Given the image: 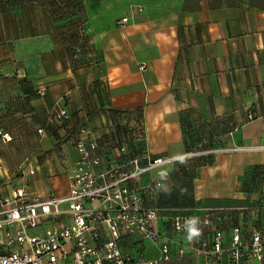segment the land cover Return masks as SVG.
I'll list each match as a JSON object with an SVG mask.
<instances>
[{
  "label": "crops",
  "instance_id": "1",
  "mask_svg": "<svg viewBox=\"0 0 264 264\" xmlns=\"http://www.w3.org/2000/svg\"><path fill=\"white\" fill-rule=\"evenodd\" d=\"M83 1L88 39L76 52L57 31L0 39V129L13 137L11 144L0 142L6 171L14 175L31 164V191L65 194L79 158L77 125H92L99 138L109 111L141 110L144 152L153 159L262 148L189 160L183 170L163 165L144 177L163 183L154 225L170 240L173 258L161 264H204L196 239L174 234L175 214L215 215L226 241L234 226L246 235L263 228L264 0ZM126 16L131 21L121 28ZM141 63L148 64L145 71ZM56 104L71 123L53 121ZM248 114L255 120L247 121ZM62 182L66 189L39 187ZM133 248L138 240L126 251Z\"/></svg>",
  "mask_w": 264,
  "mask_h": 264
},
{
  "label": "built area",
  "instance_id": "2",
  "mask_svg": "<svg viewBox=\"0 0 264 264\" xmlns=\"http://www.w3.org/2000/svg\"><path fill=\"white\" fill-rule=\"evenodd\" d=\"M141 11L142 8H139ZM130 17L119 20L125 28ZM148 64L141 63L145 71ZM45 90L40 94L44 95ZM53 121H69L71 115L56 104ZM117 124L108 114L107 132L92 137L93 126L86 123L75 143L79 155L69 176L65 194L46 196L31 191L27 175L31 164L16 175L6 171L0 160V264H161L170 260V240L162 237L154 223L159 210L153 202L162 181L142 182L144 177L168 164L209 158L218 152H255L258 147L232 146L210 151L192 150L182 158L153 159L136 154L131 145L143 142L144 123L136 113L118 116ZM254 115L248 114L247 121ZM42 132V130H40ZM0 142L11 144V133L0 129ZM174 234L192 236L206 258V264H262L264 229L248 235L234 226L226 241L225 231L214 223V215L176 214L171 218ZM138 240L139 248L126 251ZM158 249L161 257H151Z\"/></svg>",
  "mask_w": 264,
  "mask_h": 264
},
{
  "label": "rangeland",
  "instance_id": "3",
  "mask_svg": "<svg viewBox=\"0 0 264 264\" xmlns=\"http://www.w3.org/2000/svg\"><path fill=\"white\" fill-rule=\"evenodd\" d=\"M83 5V0H0V39H22L57 31L67 38L68 51L76 52L88 39L87 29L83 32V26L87 28ZM5 154L0 151L4 160ZM66 185L62 182L39 187L62 190Z\"/></svg>",
  "mask_w": 264,
  "mask_h": 264
},
{
  "label": "trees",
  "instance_id": "4",
  "mask_svg": "<svg viewBox=\"0 0 264 264\" xmlns=\"http://www.w3.org/2000/svg\"><path fill=\"white\" fill-rule=\"evenodd\" d=\"M83 32L84 33H86V28L83 26ZM108 113H110L109 115L111 116V118H112V122H114L115 124H117L118 123V121H119V117L118 116H122V115H127L128 113H136L137 115H138V117H139V119L141 118L142 119V111L141 110H135V111H127V112H124V111H121V110H113V111H109ZM73 120H72V117H71V119L69 120V121H66V122H68V124L69 123H71ZM85 122L83 123V124H79V125H77V129H78V132H79V134H80V129L82 128V127H84L85 126ZM144 147H145V145H144V140H143V142H137V143H134V144H132L131 145V149L137 154H143L144 153ZM202 159H205V158H202ZM202 159H200V160H202ZM188 161L189 160H187V162H184V163H182V164H177V166H179V169H181V170H183L184 169V166L188 163ZM176 215V214H175ZM174 217V216H173ZM214 223L216 224V226L217 227H221V229H223L224 231L226 230L225 229V227L223 226V224L220 222V219H218V218H216L215 217V215H214ZM257 229H264V227L263 228H260V227H258ZM250 233V232H249ZM248 235V234H247ZM132 242V241H131ZM127 246V245H126ZM132 250H134V248L133 249H131V250H128V252H131ZM172 253V251H169V254H171ZM202 256V255H201ZM172 258H173V255L171 254L170 255V260L169 261H171L172 260ZM202 258H203V260H204V264H206V258L204 257V256H202Z\"/></svg>",
  "mask_w": 264,
  "mask_h": 264
}]
</instances>
